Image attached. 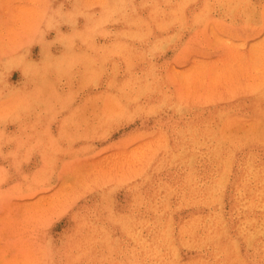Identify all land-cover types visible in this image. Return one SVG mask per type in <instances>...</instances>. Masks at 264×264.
<instances>
[{"label":"rangeland","instance_id":"374dc122","mask_svg":"<svg viewBox=\"0 0 264 264\" xmlns=\"http://www.w3.org/2000/svg\"><path fill=\"white\" fill-rule=\"evenodd\" d=\"M0 264H264V0H0Z\"/></svg>","mask_w":264,"mask_h":264},{"label":"bare ground","instance_id":"6f19581e","mask_svg":"<svg viewBox=\"0 0 264 264\" xmlns=\"http://www.w3.org/2000/svg\"><path fill=\"white\" fill-rule=\"evenodd\" d=\"M209 237V236H208Z\"/></svg>","mask_w":264,"mask_h":264}]
</instances>
